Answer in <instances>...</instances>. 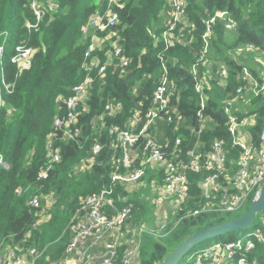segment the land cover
<instances>
[{
  "label": "trees",
  "instance_id": "trees-1",
  "mask_svg": "<svg viewBox=\"0 0 264 264\" xmlns=\"http://www.w3.org/2000/svg\"><path fill=\"white\" fill-rule=\"evenodd\" d=\"M49 1L39 0L43 18L37 28L29 31L27 20H35L30 0H0V33H10L5 45V70L7 79L15 82L14 91L5 95V105L0 108V152L10 164L9 168L0 167V253L8 248L21 252L36 248L42 252L36 264L65 261L66 249L74 235V214L87 196L113 184H117L116 203L121 207L131 206L126 224L153 223L154 205L146 197L148 191L141 192L143 185L138 184L143 182L149 184V188H157L162 177L159 176V182H153L156 174L149 169L136 184L113 182L111 174L119 152L114 155L108 127H125L135 112L144 114L154 104L152 94L165 63L176 87L171 97V106L175 108L172 114L174 119L182 117L185 121L178 123V130H175L176 121L171 124L163 121L164 134L171 143L177 136L186 140L196 138L187 130L188 125L198 124L199 94L194 88L192 66L203 44L206 22L212 15L227 10L236 26L227 29L224 20L216 21L209 52L211 61L200 67L201 71L208 69L212 73L213 88L208 90L205 112L213 122L202 134L207 145L217 137L231 140L225 127L223 100L235 97L245 67L257 76L252 59L257 58L259 62L264 57V0H186V15L176 27L181 42H174L169 47L160 36L170 18L172 6L169 0H119L113 5L118 13L117 23L106 30L96 31L105 38L106 46L95 53L104 62L106 50H113L115 44L122 45L123 54L130 58V62L124 68L109 66L105 75L95 81L86 105L80 107L79 124L88 139L81 148L74 141H60L61 160L54 163L47 178L41 180L38 174L46 163L47 135L53 128L55 117L64 113V99L85 77L82 62L95 30L89 28L85 31L84 26L93 14L103 13L109 2L54 0L59 4L54 9L49 6ZM153 33L160 37L155 39ZM2 40L0 38V44ZM21 42L36 49L33 64L23 70H19L10 59L15 46ZM260 65L264 63L260 61ZM223 67L228 71L225 80L218 75ZM118 101L123 105L121 111L113 116L106 114L105 105ZM233 104L247 114L256 115L251 131L257 139L264 127V97L250 96L246 101H234ZM102 114H105L103 127L96 120ZM96 139L102 142L103 149L91 166L81 169ZM239 155L238 150L232 149L231 157L236 159ZM190 177L194 181L191 193L195 198L186 200L184 209L174 218H168L172 230L161 235L169 237V244L176 242V246L197 230L247 212L236 216H219L212 212L186 216L188 209L201 204L200 188L196 185L200 176L192 174ZM34 193L41 194L39 207L29 205ZM179 217L182 219L173 226V221ZM259 226L264 228L260 219L255 228ZM246 231L231 232L213 240H234L240 238L236 237L238 233ZM128 247L127 242L118 247L119 257ZM169 251L164 243L155 242L147 256L148 252L140 251L138 264H158ZM184 264L191 262L187 260ZM248 264H264V242L255 241V247L248 254Z\"/></svg>",
  "mask_w": 264,
  "mask_h": 264
},
{
  "label": "built area",
  "instance_id": "built-area-1",
  "mask_svg": "<svg viewBox=\"0 0 264 264\" xmlns=\"http://www.w3.org/2000/svg\"><path fill=\"white\" fill-rule=\"evenodd\" d=\"M118 1L109 0L106 10L93 14L88 24L84 26L85 31L89 28L95 30L82 62L85 77L74 86L72 94L64 99V113L54 119L53 128L47 135L46 163L39 172L38 179L47 178L54 163L61 160L60 141H74L81 148L88 139L82 124H79L80 107L86 105L95 81L105 75L109 66L124 68L130 62V58L123 54L122 45L115 44L113 50H106L104 62H101L100 56L95 53L97 49L106 46L105 38L97 35L96 31L106 30L117 23L118 13L113 9V5ZM169 4L172 6L170 18L160 34L166 47L174 42H181L180 35L176 34V27L186 15L187 3L186 0H169ZM49 6L55 9L59 4L50 0ZM30 7L35 20H27L26 26L29 31L37 28L43 18V8L39 0H30ZM217 20H224L227 29L236 26V21L227 10L215 13L206 22L203 44L192 66L194 88L199 94V107L196 113L198 124L188 125L187 130H190L191 136H196L195 139L186 140L182 136H177L171 143L165 134L162 141L155 137L159 122L171 124L176 121L175 130H178V123L185 121L182 117L174 119L172 114L175 108L171 106V97L176 87L170 79L165 63L162 64L163 74L152 94L154 104L144 114L135 112L125 127L115 125L108 127V133L112 136V147L115 149L114 155L119 152L115 169L111 174L112 181L136 184L149 169L156 174L153 182H159L161 175L162 181L156 189L153 202L158 212L165 213L164 219L167 220L168 215L173 212L177 215L184 209L186 200L195 198L191 193L194 184L190 177L192 174L200 176L196 180V185L200 188L201 204L194 209H188L186 216L201 212L224 216L237 212L258 198L264 183V127L255 139L251 127L256 123V115L247 114L233 104L234 101H246L250 96L264 97L263 77L255 76L245 67L241 76L242 83L236 87L235 97L223 100L225 127L231 140L217 137L207 145L202 139L205 128L213 122V118L205 112L208 90H212L213 86L210 81L212 73L208 69L201 71L200 67L211 61L209 52L214 34L213 25ZM9 35V31L0 33V38L3 39L0 44V108L5 105V95L12 93L15 88V82L7 79L4 63L5 45ZM160 36L153 33L155 39ZM35 51L33 46L21 42L15 46L10 59L19 70H23L33 64ZM218 75L225 80L228 77L227 68H220ZM122 106L120 101L108 102L105 105V113L113 116L121 111ZM104 116L105 114H102L96 119L102 127L105 125ZM95 125L96 121L94 127ZM103 146L102 142L96 139L92 152L82 162L81 169L95 162ZM232 149L240 152L238 158L230 156ZM0 167H10L1 152ZM116 188L117 184H113L85 198L73 216L74 235L66 249L67 257L61 264H138L142 247L141 236L148 229L140 228L136 238H133L124 254L119 257L118 247L122 244L123 231L131 213V206L121 207L116 203L114 198ZM163 199L166 200L164 209L161 206ZM29 205L39 207L41 194L34 193ZM174 208H178L177 211H173ZM181 219L179 217L174 220L173 226ZM167 220L158 226L159 230L150 231L157 236L170 232L172 229H169ZM262 220L264 223V218ZM256 240L264 242V228L261 226L246 233V239L213 241L196 249L190 252L188 261L191 264H248V254L255 247ZM41 254L42 252L36 248H30L27 252L8 248L4 253H0V264H36Z\"/></svg>",
  "mask_w": 264,
  "mask_h": 264
},
{
  "label": "water",
  "instance_id": "water-1",
  "mask_svg": "<svg viewBox=\"0 0 264 264\" xmlns=\"http://www.w3.org/2000/svg\"><path fill=\"white\" fill-rule=\"evenodd\" d=\"M261 212H264V183L260 195L251 203L244 215L197 230L182 240L158 264H180L199 244L231 232L247 230L253 225L255 216Z\"/></svg>",
  "mask_w": 264,
  "mask_h": 264
},
{
  "label": "rangeland",
  "instance_id": "rangeland-1",
  "mask_svg": "<svg viewBox=\"0 0 264 264\" xmlns=\"http://www.w3.org/2000/svg\"><path fill=\"white\" fill-rule=\"evenodd\" d=\"M252 61H253V65H254V66H258L257 58H254V57H253ZM260 61H261L262 63H264V57L261 58ZM161 123H162V122H161ZM141 184L143 185V189H141V190H142L141 192H144L143 190L148 191V194H147L146 197L149 199L150 203H152V204L154 205L153 200H154V197H155V195H156V192H157L156 189H157V188H153V189H152V187L149 188V187H148L149 184L147 185V184H145V183H143V182H141V183L138 184V185H141ZM139 189H140V188H139ZM138 191H139V190H138ZM165 204H166V200L163 199L162 202H161L162 209H164ZM250 205H251V203H248V204L244 207V209H242L241 211H238V212H233V213H231L229 216H236V215H237L238 213H240V212L247 211V210L249 209ZM154 208H155V212H154V218L152 219V220H153V223H147V224H146V223L141 222L142 224L140 223V224H141V226H140V224H138V225H134V224H132L133 222H131V224H130V223L126 224V228H125V230L123 231V238H124L125 240H128L129 242H127V244L130 245L131 242H132V240H133V238H136L137 233H138V231H139L140 228L148 229V230H146V231L142 234V236H141V240H142V247H141L142 249H141V250L144 251V252H145V251L148 252L145 256H147V255L149 254V252L152 250L153 244H154L155 242H161V243H164V244L167 246V249L170 250L168 253H170V252H171L172 250H174L175 247H176V242H174V243H172V244L167 243V241L169 240V237H162V236L159 237V236L155 235L153 232L150 231V229L159 230V227L156 228L155 226H156V225H161L162 222H164L165 220H167V218L164 219V217H166V215H165L164 212H158V208H157L155 205H154ZM154 208H153V209H154ZM177 209H178V208H174V209H172V210H173V211H177ZM175 215H176V214H174V212H173L171 215H168L167 217H168V218H174ZM262 218H264V212H261V213L257 214V215L255 216V218H254V223H253V225H252L250 228H248L246 232L238 233V234L236 235V237H240V238L246 239V233H249V232H251L252 230H254V229H255V223L258 222L259 219H260L261 221H263ZM139 226H140V227H139ZM138 236H139V235H138ZM164 236H165V235H164ZM121 239H122V237H121ZM235 239H236V238H235ZM213 241H214L213 239L208 240V241H207L208 243H206L205 245H207V244H209V243H212ZM123 243H126V242L124 241ZM201 244H203V245H200V244H199L200 246L197 247L196 249H200V248H202V247L205 246V245H204V242L201 243ZM191 252H192V251H191ZM188 255H189V254H188ZM188 255H186V256L183 258V260H182V262H181L180 264H184V262H186V261L188 260Z\"/></svg>",
  "mask_w": 264,
  "mask_h": 264
},
{
  "label": "crops",
  "instance_id": "crops-1",
  "mask_svg": "<svg viewBox=\"0 0 264 264\" xmlns=\"http://www.w3.org/2000/svg\"><path fill=\"white\" fill-rule=\"evenodd\" d=\"M95 32H92V35L94 34ZM97 34V33H96ZM97 35H99V34H97ZM91 38H92V36H91ZM261 60V59H260ZM256 67V69H257V72H256V74H257V77H259V78H264V65L262 66V65H260V61L258 62V66H255ZM157 126H158V130H157V134H156V139L157 140H163V135H164V132H163V125H162V123L161 122H159L158 124H157ZM128 242V240H125L124 238L121 240V243H123V242Z\"/></svg>",
  "mask_w": 264,
  "mask_h": 264
}]
</instances>
